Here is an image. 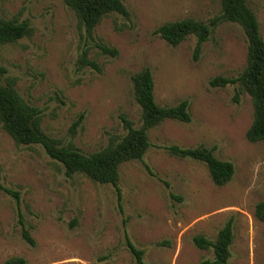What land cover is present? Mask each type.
I'll use <instances>...</instances> for the list:
<instances>
[{
	"label": "rangeland",
	"instance_id": "obj_1",
	"mask_svg": "<svg viewBox=\"0 0 264 264\" xmlns=\"http://www.w3.org/2000/svg\"><path fill=\"white\" fill-rule=\"evenodd\" d=\"M121 1L129 19L109 14L94 30L117 50L110 57L79 30L64 0H0V18L27 21L33 29L30 37L0 46V66L19 95L41 111L43 132L85 154L124 134L121 116L140 126L131 76L145 68L155 102L188 101L191 121H165L148 132L151 146L142 161L119 168L120 201L113 186L67 177L42 147L16 145L0 127V187L17 194L0 190V264L15 257L27 264H210L212 252L197 249L193 238L213 241L228 222V264H264V224L254 216L264 200V141L245 137L253 118L250 97L236 85L210 86L244 69L241 28L216 27L194 60V36L171 47L154 31L184 19L207 23L219 14V0ZM247 2L264 41V0ZM84 50L100 71L79 67ZM171 146L213 149L233 165L231 180L215 186L205 165L170 156ZM128 242L142 252L140 262Z\"/></svg>",
	"mask_w": 264,
	"mask_h": 264
},
{
	"label": "trees",
	"instance_id": "obj_2",
	"mask_svg": "<svg viewBox=\"0 0 264 264\" xmlns=\"http://www.w3.org/2000/svg\"><path fill=\"white\" fill-rule=\"evenodd\" d=\"M220 11L217 16L207 23L184 19L169 22L158 27L154 34L175 47L188 37L194 36V60H197L201 47L214 29L224 23L238 25L246 41V63L242 72L235 78L217 77L210 81V86L224 88L236 85L241 92L250 97L253 106V118L245 137L249 143L264 141V41L260 36L259 23L247 0H219ZM64 5L75 16L79 30L91 40L101 54L116 57L118 52L94 36L95 28L103 18L109 14H117L129 19V14L121 0H64ZM33 29L27 21L0 18V46L12 45L23 38L32 35ZM88 51L84 50L78 59L79 67H90L100 71L96 63L87 58ZM7 71L0 66V127L16 145H39L45 154L59 163L67 177L82 175L98 184L114 187L117 199L121 195L118 188L119 168L123 163L142 161L150 142L148 132L165 121L189 123L191 115L189 103L180 101L175 106H159L154 98V81L148 69H142L131 76L133 96L140 110V126L135 127L133 122L120 117L124 134L111 137L106 146L99 151L85 154L79 151L72 143L62 145L61 141L46 135L42 128L41 111L24 100L15 88V80L6 75ZM237 101V99H236ZM80 115L71 128L72 136L81 124ZM213 149L203 146L196 148H167L170 156L178 159H189L202 163L207 168L212 183L217 187L226 185L234 174L233 165L221 161L214 156ZM3 192L17 197V194L0 187ZM255 218L264 224V200L258 202L254 208ZM22 237L26 243L33 245L28 231L22 226ZM233 242L232 223L228 222L219 230L215 239L210 241L203 236L193 238L194 246L199 250L211 251L213 260L210 264H228L231 257L230 247ZM127 247L138 262L142 252L136 250L128 242ZM3 264H27L20 257L11 258ZM202 264H209L208 262Z\"/></svg>",
	"mask_w": 264,
	"mask_h": 264
}]
</instances>
